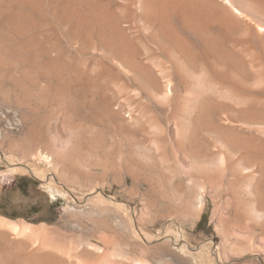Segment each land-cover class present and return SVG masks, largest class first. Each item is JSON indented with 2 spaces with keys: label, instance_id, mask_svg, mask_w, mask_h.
Here are the masks:
<instances>
[{
  "label": "rangeland",
  "instance_id": "obj_1",
  "mask_svg": "<svg viewBox=\"0 0 264 264\" xmlns=\"http://www.w3.org/2000/svg\"><path fill=\"white\" fill-rule=\"evenodd\" d=\"M53 1L0 0V216L46 226L52 248L85 264H264V225L247 218L255 201L244 182L231 174L207 181L202 167L180 163L178 115L152 98L143 45L99 36L100 13L117 1ZM121 43L133 45L125 71ZM174 85L181 101L179 79ZM152 121L164 133L163 154ZM196 181L207 184L201 213ZM31 247L0 233V264H69Z\"/></svg>",
  "mask_w": 264,
  "mask_h": 264
},
{
  "label": "bare ground",
  "instance_id": "obj_2",
  "mask_svg": "<svg viewBox=\"0 0 264 264\" xmlns=\"http://www.w3.org/2000/svg\"><path fill=\"white\" fill-rule=\"evenodd\" d=\"M112 1H117L118 7L112 12L109 11L110 13H100L99 22L102 28L99 36L106 39L111 35L118 42L133 40L143 45L142 50L146 56L144 74L150 84L151 96L158 104L170 108L178 115L173 144L186 156L181 158V162L180 159L177 160V163L184 164L189 161L200 166L199 168L202 167L207 181L213 178L224 182L227 175L231 174L244 182L246 194L248 192L255 201L250 205V217L247 218L255 224L264 225V0ZM84 25L86 26L85 22ZM180 25L203 42L211 60L206 61L202 55H197L192 49L193 46L188 44L184 32L180 30ZM85 26L81 28L86 30ZM88 39L91 38L85 40ZM121 45L124 47L121 46L122 49L118 48L120 51H117L124 60L121 63L124 67L121 68H131V54H134L130 49L133 45ZM254 46H258L260 51L257 52ZM230 48L239 56H234L229 51ZM112 49L110 52L116 51ZM142 50L139 54L141 56ZM158 51L167 54L174 71L161 59ZM118 63L120 64L119 61ZM176 78L185 93L181 101L177 100L175 94ZM133 111L136 112L134 109ZM215 112H219V118H213ZM150 127L155 132L156 149L163 154L165 147L160 143V138H164V133L157 123L153 122ZM165 158H161L162 164H167L165 161L168 159L162 160ZM180 163L177 165L180 166ZM168 165L171 166L172 163ZM201 183L193 184L196 186L195 205L198 213L205 209L207 184L203 186ZM0 233L25 242L37 251L59 252L58 254L63 255L62 258L66 256L70 260L69 264L84 263L79 259L71 260L77 254L74 256L71 255L72 252L70 254L64 250L62 253V247L52 248L53 245L47 243L50 233L46 226H35L0 216ZM134 264L150 263L135 261Z\"/></svg>",
  "mask_w": 264,
  "mask_h": 264
},
{
  "label": "trees",
  "instance_id": "obj_3",
  "mask_svg": "<svg viewBox=\"0 0 264 264\" xmlns=\"http://www.w3.org/2000/svg\"><path fill=\"white\" fill-rule=\"evenodd\" d=\"M12 218H14V217H12Z\"/></svg>",
  "mask_w": 264,
  "mask_h": 264
}]
</instances>
